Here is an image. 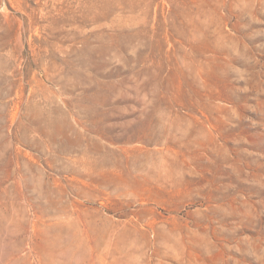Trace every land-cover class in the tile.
Instances as JSON below:
<instances>
[{
    "label": "rangeland",
    "instance_id": "rangeland-1",
    "mask_svg": "<svg viewBox=\"0 0 264 264\" xmlns=\"http://www.w3.org/2000/svg\"><path fill=\"white\" fill-rule=\"evenodd\" d=\"M0 264H264V0H0Z\"/></svg>",
    "mask_w": 264,
    "mask_h": 264
}]
</instances>
